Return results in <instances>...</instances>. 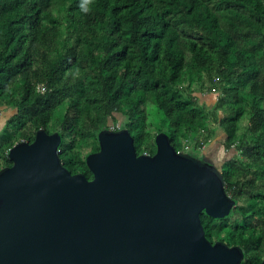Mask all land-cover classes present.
Returning <instances> with one entry per match:
<instances>
[{"label":"trees","instance_id":"1","mask_svg":"<svg viewBox=\"0 0 264 264\" xmlns=\"http://www.w3.org/2000/svg\"><path fill=\"white\" fill-rule=\"evenodd\" d=\"M0 111V170L58 111L61 163L88 179L104 129L149 155L158 133L201 153L221 129L233 207L204 233L264 259V0H0Z\"/></svg>","mask_w":264,"mask_h":264},{"label":"water","instance_id":"2","mask_svg":"<svg viewBox=\"0 0 264 264\" xmlns=\"http://www.w3.org/2000/svg\"><path fill=\"white\" fill-rule=\"evenodd\" d=\"M154 142L137 154L126 129L102 130L86 157L92 179L63 166L59 132L13 145L0 170V264H240L242 249L210 242L201 221L233 207L217 166L164 133Z\"/></svg>","mask_w":264,"mask_h":264},{"label":"rangeland","instance_id":"3","mask_svg":"<svg viewBox=\"0 0 264 264\" xmlns=\"http://www.w3.org/2000/svg\"><path fill=\"white\" fill-rule=\"evenodd\" d=\"M7 113H2L0 111V122L2 121V119L6 116ZM59 112L57 111L54 116H53V119H52V124H51V128L53 130H55V132H58V121H59ZM151 121H152V124L153 126L157 129V128H161L162 130H165L166 128H164L165 123L162 119V116L159 112H156L155 110L152 111V114H151ZM119 126L121 125V123L118 124ZM117 125V126H118ZM216 136L211 140V142L204 146L203 149L201 150V152L203 154H209L208 156H213L212 159H214L215 161H212L215 165H218L219 162H221V160L224 158L223 156V145L220 141V139L222 138L223 136V132L221 129H218L216 131ZM183 151L184 153L186 154H189V155H192L194 158H197V159H202L203 158V155L198 152V151H195V150H192V149H187V146H185L183 148ZM218 160V161H217Z\"/></svg>","mask_w":264,"mask_h":264},{"label":"built area","instance_id":"4","mask_svg":"<svg viewBox=\"0 0 264 264\" xmlns=\"http://www.w3.org/2000/svg\"><path fill=\"white\" fill-rule=\"evenodd\" d=\"M37 89H38L40 92H43L45 88H44L43 85H39V86L37 87Z\"/></svg>","mask_w":264,"mask_h":264},{"label":"crops","instance_id":"5","mask_svg":"<svg viewBox=\"0 0 264 264\" xmlns=\"http://www.w3.org/2000/svg\"><path fill=\"white\" fill-rule=\"evenodd\" d=\"M203 155H204L205 157L207 156V154H206V153H205V154H203ZM208 155H209V154H208ZM213 156H214V155H213ZM213 156H209V157L212 159V157H213ZM210 158H209V159H210ZM211 159H210V160H211ZM212 160H213V159H212Z\"/></svg>","mask_w":264,"mask_h":264}]
</instances>
